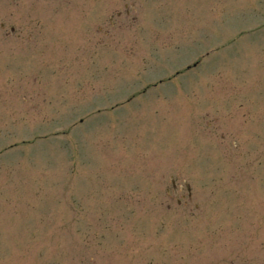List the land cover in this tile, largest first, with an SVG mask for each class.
<instances>
[{
    "label": "rangeland",
    "instance_id": "374dc122",
    "mask_svg": "<svg viewBox=\"0 0 264 264\" xmlns=\"http://www.w3.org/2000/svg\"><path fill=\"white\" fill-rule=\"evenodd\" d=\"M0 264H264V0H0Z\"/></svg>",
    "mask_w": 264,
    "mask_h": 264
},
{
    "label": "flooded vegetation",
    "instance_id": "af4514ba",
    "mask_svg": "<svg viewBox=\"0 0 264 264\" xmlns=\"http://www.w3.org/2000/svg\"><path fill=\"white\" fill-rule=\"evenodd\" d=\"M176 188H177V187L174 185V191H178Z\"/></svg>",
    "mask_w": 264,
    "mask_h": 264
}]
</instances>
